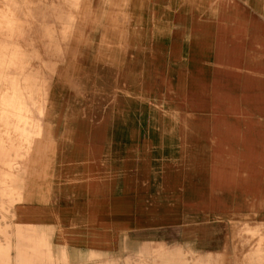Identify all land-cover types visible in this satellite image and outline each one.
<instances>
[{"label":"crops","instance_id":"obj_1","mask_svg":"<svg viewBox=\"0 0 264 264\" xmlns=\"http://www.w3.org/2000/svg\"><path fill=\"white\" fill-rule=\"evenodd\" d=\"M88 5V15L77 12L74 28L58 36L64 60L54 63L47 83L53 147L27 170L16 223L41 229L70 254L99 253L105 245L132 252L156 241L234 262L264 238V0ZM165 31L177 68H187L185 50L198 69L220 72L221 100L255 105L224 114L241 121L223 126L220 141L210 130L205 141L183 148L187 174L186 164L172 175L134 174L133 82L162 85ZM213 37H220L219 51ZM212 88L210 82L209 101L218 94ZM164 183L176 198L164 197Z\"/></svg>","mask_w":264,"mask_h":264},{"label":"rangeland","instance_id":"obj_2","mask_svg":"<svg viewBox=\"0 0 264 264\" xmlns=\"http://www.w3.org/2000/svg\"><path fill=\"white\" fill-rule=\"evenodd\" d=\"M84 1L85 5L83 0H0V264H264L262 237L248 245L246 253L236 255L234 262L219 255L201 259L185 246L156 241L133 246L132 252L113 246L108 254H70L65 247H56L41 229L16 223L13 208L27 184V170L37 168L35 159L44 158L53 147L47 83L57 71L54 63L64 60L58 36L62 29L66 36L74 28L77 12L88 15V0ZM166 29L171 31L172 26L166 24ZM211 44L219 51L220 37H213ZM172 50L165 31V65L159 68L165 75L162 85L133 82L134 174L172 175L183 164L187 174L189 156L182 155L183 148L205 141L206 131H215L219 138L223 126L241 121L231 118V122L225 113L241 114L255 105L221 100L220 72L213 70L210 75L198 69L196 58L185 50L181 56L187 68L179 69ZM216 57L214 53L215 62ZM151 74V68L144 71L145 76ZM210 82L212 92L218 93L213 101L206 95ZM163 189L165 198L178 195L172 183H164Z\"/></svg>","mask_w":264,"mask_h":264},{"label":"bare ground","instance_id":"obj_3","mask_svg":"<svg viewBox=\"0 0 264 264\" xmlns=\"http://www.w3.org/2000/svg\"><path fill=\"white\" fill-rule=\"evenodd\" d=\"M23 21V20H22ZM195 245V244H194ZM113 246H109V245H105L104 246V248H102L101 247V252H103V253H105V254H108V253H110V252H113ZM20 251V250H19ZM175 251H176V249H175ZM23 253V252H22ZM18 255H19V253H18ZM87 255H89V254H87ZM23 256V255H22ZM92 256V255H91ZM85 257V256H84ZM88 257H90V256H88ZM20 258V257H19ZM82 258V257H81Z\"/></svg>","mask_w":264,"mask_h":264}]
</instances>
